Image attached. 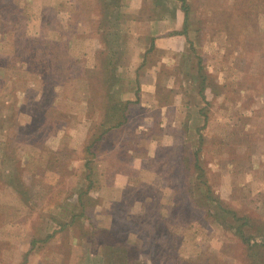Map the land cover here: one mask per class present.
I'll list each match as a JSON object with an SVG mask.
<instances>
[{"label": "rangeland", "instance_id": "rangeland-1", "mask_svg": "<svg viewBox=\"0 0 264 264\" xmlns=\"http://www.w3.org/2000/svg\"><path fill=\"white\" fill-rule=\"evenodd\" d=\"M0 264H264V0H0Z\"/></svg>", "mask_w": 264, "mask_h": 264}, {"label": "crops", "instance_id": "crops-1", "mask_svg": "<svg viewBox=\"0 0 264 264\" xmlns=\"http://www.w3.org/2000/svg\"><path fill=\"white\" fill-rule=\"evenodd\" d=\"M169 18H172V17H169ZM170 30H171V29H170ZM166 33H167V34H166V39H167V40H166V42H164V43L169 47L171 42L169 41V38H168V37H169V35H172V34L174 33V31H169V30H168V32H166ZM154 34H156V33H153V34L151 35L152 37H151V41H150V43H153V44H154V42H155V44L158 45V44H160V43H159V40H157V39L155 40ZM170 49H171V48H170ZM171 50H172V49H171Z\"/></svg>", "mask_w": 264, "mask_h": 264}]
</instances>
